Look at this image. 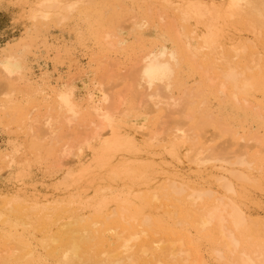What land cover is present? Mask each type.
<instances>
[{"label": "rangeland", "instance_id": "1", "mask_svg": "<svg viewBox=\"0 0 264 264\" xmlns=\"http://www.w3.org/2000/svg\"><path fill=\"white\" fill-rule=\"evenodd\" d=\"M37 1L0 0V61L8 53L21 58L14 80L6 81L0 73V218L4 216V206L18 200L17 197L25 201L22 204L24 208H35L34 211L41 215L42 224L51 215L54 219L62 217L69 203L81 200L79 204L73 205L74 209L82 207V211L96 219V222L106 220L110 227L119 218L111 215L107 219V216L120 203L114 198L104 201L99 193L101 187H109L113 191L117 189L122 197L133 203L134 208H139L136 204L142 202L139 210L153 213L156 212V204H149V189L163 185L167 176L175 175L199 186H213L210 170L201 176L195 167L183 159L187 145L179 142L174 147L170 144L163 146L166 142L151 145L150 136L157 131L158 122L166 120L168 115L181 119L188 127L201 121L200 126L204 125L203 129L208 135H216L213 140L216 144L227 141L228 134L225 132L219 135V131L226 130L229 125L244 137L245 142L256 135L264 138V119L254 107L260 104L262 93L252 94L250 106L241 108L233 101L222 104L217 96L203 91L206 87L203 83L204 75L193 61L194 65L187 61L178 66L172 87L164 90L166 96L170 93L180 103L176 109L170 113L164 110L149 114L147 105L141 107L140 93L135 96L130 91L131 80L136 81L133 72L138 62L150 52L160 53L164 47L184 48L183 37L182 42L174 32V28L179 26V13L176 10L171 12L169 5L157 4L155 0H85L79 3L68 20L59 24L57 21H35L31 18L30 10L37 6ZM218 1L226 4L229 0ZM85 2L87 4H83ZM161 15L164 17L161 18ZM193 26L201 34L203 29L196 24ZM247 36L245 30L226 26L220 37L229 46L241 45L240 41H245ZM188 39L193 40L194 50L198 51V40L191 34H188ZM108 41L114 46L111 47ZM61 95L72 99L78 113L79 126H75L78 125L76 122L68 133L66 121L61 120L62 128L59 126L61 129L57 139L41 138L40 122L36 120L47 115L56 118L58 106L65 100ZM119 97L125 99V103L119 111L111 110V114L117 124L115 129L121 137L118 136L125 141L127 149L113 154L108 161L103 162L104 148L112 144L115 136L107 134L104 143L93 141L88 150L77 156L78 159L71 157L69 160V166L73 167L71 170L81 172L77 178L81 181L77 180L78 185L74 182L77 186L71 181L66 184L64 176L67 167L60 169L57 166L62 150L65 146L76 147L90 134V130L83 129L95 117L92 114L95 105H116ZM107 98L112 102L109 103ZM206 114L213 116L216 123L211 120L207 125L202 123V116H205V122L208 120ZM145 133L149 136H145ZM250 143L255 144L253 140ZM73 159L77 161L73 163ZM122 161L137 166L139 164L141 171L134 181L120 176L118 165ZM245 189L242 188L246 191L247 208L262 222L264 178L258 185H247ZM101 199L106 206L101 204ZM153 214L164 224L177 228L166 215H160L159 212ZM100 227L99 223L97 229L100 232L106 231ZM38 232L40 236L36 235V239L25 233L35 253L44 254L42 260L46 263L42 262L56 264L54 251L49 247L48 250L53 252L43 251L46 246L38 244V239L45 235ZM112 240L113 236L108 232L106 241L112 243ZM211 246V242L204 239L199 247L206 264H222L212 254Z\"/></svg>", "mask_w": 264, "mask_h": 264}, {"label": "bare ground", "instance_id": "2", "mask_svg": "<svg viewBox=\"0 0 264 264\" xmlns=\"http://www.w3.org/2000/svg\"><path fill=\"white\" fill-rule=\"evenodd\" d=\"M81 1L85 0H38L37 6L30 10V16L35 21H57L61 24L72 16ZM155 1L169 5L171 12L178 11L179 26L174 28V32L178 40L183 37L184 48L164 47L158 54L148 52L138 62L133 72L136 81L131 80L129 86L134 95L140 93L141 107L147 105L149 114L164 110L170 113L176 109L180 103L170 93L166 96L165 91L172 87L177 67L187 61L194 65L193 61L204 75L206 87L203 91L217 96L222 104L233 101L241 108L250 106L252 94L261 92L262 100L258 104L261 107H254L264 119V0H229L226 4L218 0ZM194 24L201 27L203 33H198ZM226 26L248 32L245 41H240L241 45H226L220 37ZM188 34L198 40V51L194 50L193 40L188 39ZM108 43L114 46L110 41ZM20 64V57L8 53L0 61L2 77L6 81L14 80ZM61 98L65 100L59 104L56 118L47 115L36 120L40 122L41 138L57 139L62 128L61 120L66 121L68 133L77 122L78 113L72 99L69 100L67 95H61ZM124 100L119 97L116 105L113 103L112 106L108 105L111 100L105 104L108 106L95 105L92 110L95 117L89 120L88 127L83 126L86 127L83 130H90L87 131L90 134L76 145L77 148L70 145L62 150L57 166L60 169L67 167L64 176L66 184L68 181L77 184L81 174L71 170L70 158L88 150L93 141L104 143L107 134L115 136L112 144L104 148L103 162L127 149L125 141L119 138L115 129L117 124L111 114V110L119 111ZM206 116L208 120L205 122V116H202V123L207 125L209 120L216 123L213 116ZM77 124L76 127L79 126ZM200 125L201 121L188 127L181 119L168 115L166 120L158 122L157 131L148 138L151 145L163 142L167 143L163 146L170 144L174 147L176 142L187 145L183 158L185 162L195 167L201 176L210 170L213 178V186H199L165 174L167 177L163 185L149 189V204H156V212L153 213L166 215L176 229L164 224L151 211L139 210L142 202L136 204L139 208H134L133 203L114 188L115 191L101 187L98 191L104 201L114 198L120 203L107 216V219L111 215L119 218L110 227L106 220L96 222L82 211L84 208L74 209L73 205L81 201H74L75 195L68 209L63 214L60 212L62 217L54 219L51 215L46 218L45 224L40 222L41 215L34 211L35 208H24L22 204L25 201L17 197L18 200L4 206V216L0 218V264L46 263L42 260L44 254L35 253L26 235L36 239V235L40 236L38 231L45 234L38 239V244L46 246L43 251H47L48 247L54 251L52 255L56 264H206L199 249L204 239L211 242V252L222 264H264V219L259 222L251 214L245 203L246 191L242 190H247V185H258L264 178V138L256 135L245 142L244 137L229 125L226 130L219 131V135L228 134L227 141L216 144L213 143L216 135H208L204 125ZM145 136L149 134L145 133ZM252 140L255 144L250 143ZM77 159H73V163ZM140 171L139 164L123 162L118 165L120 176L130 181H134ZM99 223L100 228L106 231L97 229ZM108 232L113 236L112 243L106 241ZM47 263L50 264L49 261Z\"/></svg>", "mask_w": 264, "mask_h": 264}]
</instances>
